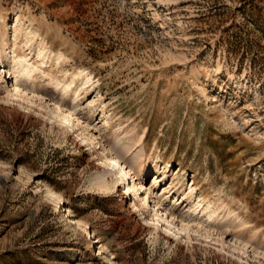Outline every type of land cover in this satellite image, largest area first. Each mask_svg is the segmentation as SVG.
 Wrapping results in <instances>:
<instances>
[{"label": "rangeland", "instance_id": "rangeland-1", "mask_svg": "<svg viewBox=\"0 0 264 264\" xmlns=\"http://www.w3.org/2000/svg\"><path fill=\"white\" fill-rule=\"evenodd\" d=\"M2 34L11 45L0 48L34 65L41 96H17L1 67L0 264H111V253L118 264H264V0H0ZM52 79L72 84L63 92ZM51 91L78 104L75 117L103 147L134 130L144 187H131L135 168L127 197L124 184L92 187L101 150L62 122ZM47 187L65 209L45 199ZM146 189L165 192L191 229L175 235L153 220ZM70 210L91 238L77 239Z\"/></svg>", "mask_w": 264, "mask_h": 264}, {"label": "bare ground", "instance_id": "bare-ground-1", "mask_svg": "<svg viewBox=\"0 0 264 264\" xmlns=\"http://www.w3.org/2000/svg\"><path fill=\"white\" fill-rule=\"evenodd\" d=\"M17 23H19V22H17ZM19 31H20V29H19ZM19 31L14 32V36L12 39H18L19 38V36H20ZM1 33H3V32H1ZM30 33L31 32H29V34ZM5 34H6V32H5ZM23 35L24 34H22V36ZM7 37H4V35L0 37V45H11V44H9V41H8L9 39H7ZM30 38L31 37H29V39ZM29 44L31 45L32 43H29ZM37 53L40 54V56H42L41 50H39ZM52 54L54 55V57H57V58L58 57L61 58L64 56L63 54H61V52L60 53L54 52ZM43 62H45V61H43ZM32 65L33 64L29 61V59H27L23 56H20L18 54H15L13 50L6 51V49L4 47L0 48V71H1V67H3L4 68L3 71L8 72V74H10V78H12V80H13V86L15 87V94L17 96H22L21 95L22 92H27L31 95L34 94V97H36L35 94L40 95V93L38 92V89H37V84L34 83L35 81H37V78H39V76L35 75V73H34L35 68H32ZM81 72H83V70ZM198 78H199L198 74H196L193 77L194 80L198 79ZM51 82L53 83V85L56 88H58V86L62 84V83H60L61 81L54 80V79H52ZM71 84H70V82L65 81L64 84H62L65 86L63 92L65 91V89L69 88L71 86ZM54 90H56V89H54ZM48 94H49L51 102L53 101L54 102L53 104L56 105L58 112L60 113V117H61L62 122L64 124H67V123L71 124V126L73 128H75V126H81L82 129L84 130V132H86L87 135L89 136V138L91 140V144H93L95 149L99 147V149L101 150L100 151L101 152V158L100 159L102 160V162H101L102 167H101V165L100 166L96 165L97 170L92 177V187L93 188H96V190L99 189L100 191L110 193L113 191V189L115 187L119 186L120 184H124V188H123L124 192H121V194L124 195L125 197H127L128 194L130 195V193H131L130 192L131 187L137 191L139 190V187H144L145 183L142 182L141 176L144 173H148L149 170H147L146 168L141 166L142 165L141 159L145 156V151H144L145 148H144L142 141L140 140L141 138L140 139L138 138V140H136V138L134 136V132H133L134 130H128L130 132H126L124 134V136L123 135L122 136H120V135L112 136V140H111L112 144H111L110 148L103 147L102 145H100L101 142H99V140H98L99 137L97 138V136L95 134L91 133L90 131H87V128L85 127V125H83L82 120L79 117H75L76 113H77L76 108L79 107L77 103L69 101L67 99V97H65L63 95H59L56 91H51ZM204 95H206V97L209 98V95L207 96L206 90L204 91ZM78 130L79 129H77V131ZM81 135H82V133H81ZM82 136H80V137H82ZM142 137H144V135H142ZM81 140L84 141L85 139L82 137ZM87 144H89V143H87ZM133 146L136 147L135 151H132ZM132 168L136 169V173L135 172L133 173L131 171ZM153 169H154V172H152V174H158L161 171V167H154ZM129 171H130V173L132 172V177H134L133 185L131 187H129V184H130L129 174H128ZM164 174H165V171H163L161 173V175H163V176H164ZM156 178H158V177H156V176L153 177V183H155L157 181ZM126 182H128V183H126ZM44 191L46 192L44 197L48 202L54 204L56 207H58L60 209H65L64 201H63L62 197L56 191L52 190L49 187L44 189ZM152 191L153 190L148 191L146 189L145 197L144 198L142 197V200L144 201V204L146 206L152 207L151 210H152V214L154 216L153 220L157 219L158 221L167 222L169 225H171L172 227H174L177 230V231H173V233L175 235H178V233L182 230L191 229L190 226L185 224L187 222L189 224L192 223L190 218H188L187 216L186 217H180V216L178 217L177 213L175 212V210L173 208H171V206H165L163 204V201L160 198H162L165 195V192H162L160 194V198H159L158 195ZM153 193H154V195H153ZM139 196L141 198V194ZM147 198H150L151 203L147 200ZM173 201L176 202V199H174ZM128 209H129V207H128ZM231 210L232 209L228 204H224V209H223L224 214L225 215L226 214L231 215V217L233 218L232 223H235L236 221L241 220L242 216L239 213H236V212L231 211ZM203 211L206 212L208 218H212V214L216 213V211L210 205H207ZM164 212H165V214L163 215ZM66 220L70 224L73 225V229L76 233L77 239H78V237L83 238V236H85L87 233H88V235H86V236H89L91 238V234H93V232L89 231L86 222L84 220L78 218L77 215L75 213H73L72 210H70L68 212V215L66 216ZM219 234L221 235V237L226 238L230 243H232L235 246V248L245 250L246 252L249 251L254 255V257L261 258L260 256L262 255V252L260 251V249L258 247H255V246L249 244L248 242L242 240L241 238L236 236L235 233L233 234V233H228L227 231H223L222 233H218V235ZM106 249H107L106 245H102V246H100V248L99 247L96 248L95 249L96 255H103ZM108 260L111 264H118V262L115 259V255L113 253H111L109 255Z\"/></svg>", "mask_w": 264, "mask_h": 264}]
</instances>
